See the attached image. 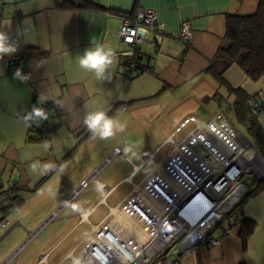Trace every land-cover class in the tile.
I'll return each mask as SVG.
<instances>
[{
  "label": "crops",
  "instance_id": "obj_1",
  "mask_svg": "<svg viewBox=\"0 0 264 264\" xmlns=\"http://www.w3.org/2000/svg\"><path fill=\"white\" fill-rule=\"evenodd\" d=\"M94 1L103 8H60L56 0H3L0 5V31L17 46L14 54L0 58V192L13 188L23 200L4 216L8 227L0 239V263L16 250L7 264H91L77 257L83 243L107 221L115 222L125 198L155 162L197 128L191 117L206 121L204 114L213 115L223 105L231 110L233 89L257 102L264 97V76L252 80L237 64L220 76L209 68L225 38L226 15L253 12L259 0ZM142 8L156 11L165 35L157 39L146 33L139 48L148 69L132 74L123 67L132 47L117 35L119 16ZM186 22L189 44L177 38ZM92 39L115 53L104 80L76 60ZM20 56L16 66L7 65ZM18 68L30 74L27 82L13 78ZM39 97L58 103L44 138L29 133L23 121ZM173 104L187 107L174 126ZM167 109L169 115L163 116ZM93 110L125 124V131L108 140L94 138L83 123ZM157 119L168 128L155 129ZM115 147L121 152L111 156ZM33 162H38L36 172L29 170ZM45 164L53 167L41 175ZM242 215L254 222L245 251L236 224L220 244L200 243L175 264H264V191L243 202ZM109 232L120 243L118 225Z\"/></svg>",
  "mask_w": 264,
  "mask_h": 264
},
{
  "label": "built area",
  "instance_id": "obj_2",
  "mask_svg": "<svg viewBox=\"0 0 264 264\" xmlns=\"http://www.w3.org/2000/svg\"><path fill=\"white\" fill-rule=\"evenodd\" d=\"M2 4L3 0H0V5ZM119 19L117 35L122 42L132 47L126 52V55L132 54L133 47L144 42L146 33H153L157 39L165 35L163 26L158 22L157 13L153 9L142 8L134 11L131 15H120ZM140 30L143 31V34L139 33ZM191 36L189 24L183 23L177 38L185 44H189ZM123 67L126 72L130 73L134 63L125 64ZM33 105L43 108L48 119L31 122L28 127L33 133L44 135L51 126V119L58 114L57 100L52 99L43 103H33ZM123 109L126 107L123 106ZM251 111L256 118L264 117V97L251 105ZM191 118L197 127V119ZM213 121L220 123L221 127L227 130L232 137H235L237 128L231 127L225 119L221 118L220 114L214 115L208 120V123ZM194 133H198V128L180 141L182 145L190 146L193 149L189 151V154L182 155L173 143L171 152L159 162V168L150 171L139 183L138 188L130 191L129 196L125 198L122 206H127L134 216L140 215L144 220L145 227L150 230L146 242L134 249L120 242L117 249L126 258L123 262L114 261L115 259L109 252L108 238L114 236L109 232L113 224L117 225L109 220L95 233V237H89L83 243L77 257L83 258L86 255L91 264H174L180 261L183 252L200 243L206 245L221 243V237L231 232L228 213L249 192L253 181L264 177V161L259 157L252 142L245 138L262 164V169L259 172L254 171L253 176L244 175L247 171L234 174L233 159L228 163H214L212 164L213 168H209L207 163H209L208 158L211 154L208 149L199 139L194 143L188 141V138L189 140L193 138ZM197 145L204 148L210 156L204 158V151H198ZM120 152L121 148L115 147L111 156ZM191 158H193V162H191ZM109 159L110 156L105 159L103 164ZM248 177H250V181H248ZM142 189L147 190L151 197L161 203L163 212L160 215L157 216L151 212L145 203L138 200L139 191ZM78 192L79 189L75 190L73 195ZM54 214L55 212L50 218H53ZM7 227L6 218L1 219L0 239L6 233ZM216 231L218 234L213 235ZM114 238L117 239L116 236ZM15 256L16 250L0 264L13 262Z\"/></svg>",
  "mask_w": 264,
  "mask_h": 264
},
{
  "label": "trees",
  "instance_id": "obj_3",
  "mask_svg": "<svg viewBox=\"0 0 264 264\" xmlns=\"http://www.w3.org/2000/svg\"><path fill=\"white\" fill-rule=\"evenodd\" d=\"M137 2L135 0V4ZM56 4L60 8H103L94 0H56ZM134 11L131 10L127 15H131ZM30 50L31 52L36 50L37 54L41 52L38 49L26 47V51ZM129 63H134L132 72H130L132 74H140L148 69V66L143 62L139 46L133 47L132 54L125 55L124 65ZM231 64H237L252 80L264 76V0H259L253 12L226 15L225 38L209 68L220 76ZM232 91L236 96L230 109L245 129L247 138L255 144L259 157L264 161V125L251 111V105L257 101L254 96L245 93L242 89H233ZM51 130L50 126L47 133L39 136L44 138ZM28 131L33 133L29 127ZM262 188H264V177L255 179L249 192L227 215L231 228L236 224L239 225L238 235L242 241L243 251L247 248V240L254 228V222L243 217L242 204L249 196L261 191ZM22 201L13 188L1 191L0 220L4 219L10 208L20 205ZM240 264H244V262Z\"/></svg>",
  "mask_w": 264,
  "mask_h": 264
},
{
  "label": "bare ground",
  "instance_id": "obj_4",
  "mask_svg": "<svg viewBox=\"0 0 264 264\" xmlns=\"http://www.w3.org/2000/svg\"><path fill=\"white\" fill-rule=\"evenodd\" d=\"M197 123L198 133H194L193 138L191 140L188 138V141L194 143L199 139L204 147L208 149L211 156L208 158L209 163H207V167L213 168L212 164L214 163H228L233 159L232 170L234 174L249 170L259 172L262 169V164L256 157L249 142L242 135L245 142L238 137V130L235 132V137H232L227 130L221 127L220 123L213 121L209 124L208 121L199 119H197ZM174 147L178 149L182 155H187L189 151L193 150L190 146L182 145L180 141L176 142ZM191 162H193V158H191ZM155 163V168H159V163ZM136 188H138V185L135 186V189ZM138 196V200L141 203H145L150 211L154 212L157 216L163 212L161 203L151 197L147 190H140ZM116 218L114 223L118 225V229H121L123 235L120 242H123L131 249L142 246L146 242L150 230L145 227L144 220L140 215L134 216L127 206H121L119 215L116 216ZM118 241L114 237L108 238L110 246L109 252L113 259H115L114 261L123 262L126 256L117 249V245L119 244ZM83 259H85L86 262H90L89 257L86 255L83 256Z\"/></svg>",
  "mask_w": 264,
  "mask_h": 264
},
{
  "label": "clouds",
  "instance_id": "obj_5",
  "mask_svg": "<svg viewBox=\"0 0 264 264\" xmlns=\"http://www.w3.org/2000/svg\"><path fill=\"white\" fill-rule=\"evenodd\" d=\"M16 51L17 46L13 38L8 32L0 31V58L5 55H12ZM76 60L81 69L94 73L97 80H104L106 78V73H108L109 69L114 65L115 53L110 46L103 43H96L92 39L91 46L87 48L82 55H78ZM13 78L21 83H24L29 80L30 74H24L22 69L18 68L15 71ZM43 102L44 98L39 97L38 103ZM47 119L48 116L44 109L37 107L36 105H33L31 111L27 112L26 115L23 116V121L28 126H30L31 122H39ZM83 123L92 136L94 138L98 137L100 140H108L114 137L118 132H124L126 128L125 124L109 117L103 110L86 112ZM52 167L53 165L45 164L43 166L44 171H41L40 174H45ZM29 170L36 172L38 170V162L30 164ZM62 170L63 166H61V171Z\"/></svg>",
  "mask_w": 264,
  "mask_h": 264
},
{
  "label": "rangeland",
  "instance_id": "obj_6",
  "mask_svg": "<svg viewBox=\"0 0 264 264\" xmlns=\"http://www.w3.org/2000/svg\"><path fill=\"white\" fill-rule=\"evenodd\" d=\"M192 37V36H191ZM171 107V111H172V115H171V123H172V126H174V122H175V120L177 119V117L178 116H180V114L181 113H184L185 111H186V108L187 107H185V106H178L177 104H173L172 106H170ZM226 107H228L227 105L226 106H224L223 105V107H221L218 111H214V113H213V115H208V117H207V113L206 114H204L203 115V117H204V119L206 120V121H208L209 119H211L214 115H217V114H220L221 115V118L222 119H224L225 118V120L230 124V126L231 127H235V128H237V130H238V137L243 141V142H245V140H244V138L242 137V136H244V137H248V135H247V133H246V131H245V129L243 128V126H241V124H240V122H239V120L238 119H236V116H235V114H234V112L232 111V110H228V108H226ZM169 109V108H168ZM165 110L164 112H163V116H167V115H169V111L170 110ZM163 118V117H162ZM161 118V119H162ZM261 120H264V118H260ZM158 120H160V119H157L156 120V126H155V129H157V130H159V128H168V126H160L159 124L161 123L160 121H158ZM166 122V121H165ZM150 129H152V127L150 126L149 127ZM242 135V136H241ZM255 145V144H254ZM253 145V146H254ZM256 148V147H255ZM197 149H198V151H200V150H202V151H204V153H205V157L204 158H208L210 155H209V153L203 148L202 149V147L201 146H199V145H197ZM159 156H157L156 157V159L158 158ZM239 158V157H238ZM237 158V159H238ZM108 162V161H107ZM248 175V176H250V175H252L253 176V174H255V172L253 171V170H249V171H247L246 173H244V175ZM248 181H250V177H248Z\"/></svg>",
  "mask_w": 264,
  "mask_h": 264
},
{
  "label": "water",
  "instance_id": "obj_7",
  "mask_svg": "<svg viewBox=\"0 0 264 264\" xmlns=\"http://www.w3.org/2000/svg\"><path fill=\"white\" fill-rule=\"evenodd\" d=\"M139 33H141V34H143V31H139ZM22 59V57L20 56V57H16V58H12V59H10V60H8V66L9 67H11V66H16L18 63H19V61ZM246 138V137H245ZM247 139V138H246ZM248 140V139H247ZM77 190V189H76ZM73 195V194H72ZM66 200H68V198L66 199Z\"/></svg>",
  "mask_w": 264,
  "mask_h": 264
}]
</instances>
